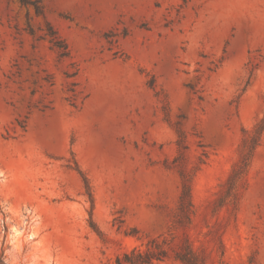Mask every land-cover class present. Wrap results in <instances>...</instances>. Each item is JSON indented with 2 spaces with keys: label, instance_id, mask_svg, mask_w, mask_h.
I'll return each mask as SVG.
<instances>
[{
  "label": "rangeland",
  "instance_id": "1",
  "mask_svg": "<svg viewBox=\"0 0 264 264\" xmlns=\"http://www.w3.org/2000/svg\"><path fill=\"white\" fill-rule=\"evenodd\" d=\"M259 125L264 0H0V264L178 248V167L195 171L186 231L206 264H264V130L219 205ZM170 253L156 264H183Z\"/></svg>",
  "mask_w": 264,
  "mask_h": 264
},
{
  "label": "trees",
  "instance_id": "2",
  "mask_svg": "<svg viewBox=\"0 0 264 264\" xmlns=\"http://www.w3.org/2000/svg\"><path fill=\"white\" fill-rule=\"evenodd\" d=\"M24 1L25 0H21V2ZM47 31V35L50 37V42L58 49L60 57H68L70 52L65 40L58 35L49 23L47 24ZM67 76L71 77L73 75ZM70 90L74 92V89ZM71 104L72 106H76V103L72 101V99ZM263 130L264 125H259L255 128L252 134L243 138L241 157L228 177L226 190L219 198V205L228 204L233 199H236L239 189L243 186V181L251 165L254 152L261 142ZM245 133L248 132L245 131ZM177 145L179 148V154L174 158L173 162H177L182 157L181 150L187 148V145L185 144V136L182 131H178ZM77 168L83 178L93 207L94 201L89 179L79 167ZM178 172L181 179V193L173 226L184 230V237L180 246L174 249L170 247V243L166 238H155L149 240L144 248L134 247L130 251H126L117 256L116 264H156L170 257L171 251L173 252V257L183 264H206V254L201 253L194 248L190 236L186 231V229L191 226L193 215L195 213V206L192 199V182L195 171L178 167Z\"/></svg>",
  "mask_w": 264,
  "mask_h": 264
}]
</instances>
